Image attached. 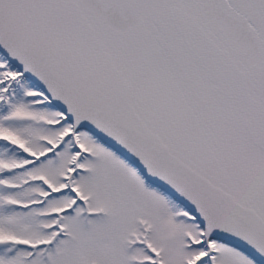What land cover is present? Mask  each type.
<instances>
[{
    "label": "snow or ice",
    "instance_id": "snow-or-ice-1",
    "mask_svg": "<svg viewBox=\"0 0 264 264\" xmlns=\"http://www.w3.org/2000/svg\"><path fill=\"white\" fill-rule=\"evenodd\" d=\"M0 264H264V0H0Z\"/></svg>",
    "mask_w": 264,
    "mask_h": 264
}]
</instances>
